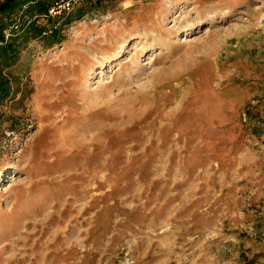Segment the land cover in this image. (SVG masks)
Masks as SVG:
<instances>
[{"label":"rangeland","instance_id":"obj_1","mask_svg":"<svg viewBox=\"0 0 264 264\" xmlns=\"http://www.w3.org/2000/svg\"><path fill=\"white\" fill-rule=\"evenodd\" d=\"M96 1L0 106V264H264V0Z\"/></svg>","mask_w":264,"mask_h":264},{"label":"trees","instance_id":"obj_2","mask_svg":"<svg viewBox=\"0 0 264 264\" xmlns=\"http://www.w3.org/2000/svg\"><path fill=\"white\" fill-rule=\"evenodd\" d=\"M100 2L96 1L97 4ZM49 5L50 0L0 2V106L22 92L23 75L18 69L29 44L34 40H41L46 46L61 42L62 27L87 13L85 7H80L73 12L49 18L45 16ZM7 30L10 33L8 38ZM10 129L14 130L13 127Z\"/></svg>","mask_w":264,"mask_h":264},{"label":"built area","instance_id":"obj_3","mask_svg":"<svg viewBox=\"0 0 264 264\" xmlns=\"http://www.w3.org/2000/svg\"><path fill=\"white\" fill-rule=\"evenodd\" d=\"M1 1L2 0H0V2ZM35 1H39V0H35ZM81 1L83 0H50V5L47 8L49 10L45 16L49 18L61 16L64 13L70 12ZM24 9H26V6H24ZM9 30L6 31V38L10 36V33L8 32Z\"/></svg>","mask_w":264,"mask_h":264},{"label":"bare ground","instance_id":"obj_4","mask_svg":"<svg viewBox=\"0 0 264 264\" xmlns=\"http://www.w3.org/2000/svg\"><path fill=\"white\" fill-rule=\"evenodd\" d=\"M131 1H127L126 3H125V6H129V5H131ZM15 177V176H14Z\"/></svg>","mask_w":264,"mask_h":264}]
</instances>
